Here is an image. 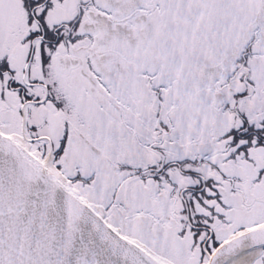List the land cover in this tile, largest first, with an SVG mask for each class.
I'll list each match as a JSON object with an SVG mask.
<instances>
[{"label":"snow or ice","instance_id":"snow-or-ice-1","mask_svg":"<svg viewBox=\"0 0 264 264\" xmlns=\"http://www.w3.org/2000/svg\"><path fill=\"white\" fill-rule=\"evenodd\" d=\"M0 264H264V0H0Z\"/></svg>","mask_w":264,"mask_h":264}]
</instances>
